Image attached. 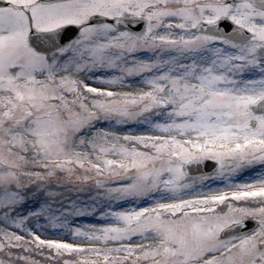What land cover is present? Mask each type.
<instances>
[{
    "label": "snow or ice",
    "instance_id": "snow-or-ice-1",
    "mask_svg": "<svg viewBox=\"0 0 264 264\" xmlns=\"http://www.w3.org/2000/svg\"><path fill=\"white\" fill-rule=\"evenodd\" d=\"M0 264H264V0H0Z\"/></svg>",
    "mask_w": 264,
    "mask_h": 264
},
{
    "label": "rangeland",
    "instance_id": "rangeland-1",
    "mask_svg": "<svg viewBox=\"0 0 264 264\" xmlns=\"http://www.w3.org/2000/svg\"><path fill=\"white\" fill-rule=\"evenodd\" d=\"M89 222H94V221H87V220L81 221V223H89Z\"/></svg>",
    "mask_w": 264,
    "mask_h": 264
}]
</instances>
